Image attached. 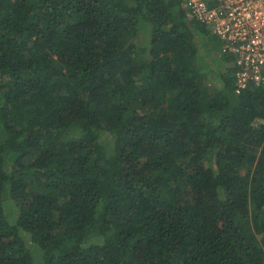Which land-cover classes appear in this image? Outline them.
Instances as JSON below:
<instances>
[{"label":"trees","instance_id":"1","mask_svg":"<svg viewBox=\"0 0 264 264\" xmlns=\"http://www.w3.org/2000/svg\"><path fill=\"white\" fill-rule=\"evenodd\" d=\"M218 42L186 0H0V264H264V84Z\"/></svg>","mask_w":264,"mask_h":264},{"label":"built area","instance_id":"2","mask_svg":"<svg viewBox=\"0 0 264 264\" xmlns=\"http://www.w3.org/2000/svg\"><path fill=\"white\" fill-rule=\"evenodd\" d=\"M220 42L219 54L230 55L235 91L264 84V0H186Z\"/></svg>","mask_w":264,"mask_h":264},{"label":"rangeland","instance_id":"3","mask_svg":"<svg viewBox=\"0 0 264 264\" xmlns=\"http://www.w3.org/2000/svg\"><path fill=\"white\" fill-rule=\"evenodd\" d=\"M203 22V21H202ZM206 24V23H205ZM207 25V24H206ZM217 36V35H216ZM213 42V41H212ZM212 42L210 44H212ZM214 43V42H213ZM220 43V42H218ZM213 45V44H212ZM220 47L218 48H215L214 46L213 47H210V51L213 52L214 56L216 55L217 57L219 56L218 55V51L216 49H219ZM204 52V51H203ZM208 60H210V62H212V59H211V56L210 58H208Z\"/></svg>","mask_w":264,"mask_h":264},{"label":"clouds","instance_id":"4","mask_svg":"<svg viewBox=\"0 0 264 264\" xmlns=\"http://www.w3.org/2000/svg\"><path fill=\"white\" fill-rule=\"evenodd\" d=\"M220 47V46H219ZM219 52V51H218ZM234 62V61H233ZM235 68V67H234ZM236 92V91H235ZM238 94V93H237Z\"/></svg>","mask_w":264,"mask_h":264}]
</instances>
